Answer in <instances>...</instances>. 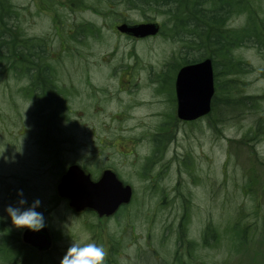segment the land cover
I'll use <instances>...</instances> for the list:
<instances>
[{"label": "rangeland", "instance_id": "obj_1", "mask_svg": "<svg viewBox=\"0 0 264 264\" xmlns=\"http://www.w3.org/2000/svg\"><path fill=\"white\" fill-rule=\"evenodd\" d=\"M6 1L27 35L46 40L47 63L66 85L67 111L58 120H43L26 91L19 92L25 84L9 69L0 72V150L8 157H0V214L19 188L29 201L39 196L46 227L63 232L55 233L63 254L71 241H95L106 250L104 264H154L156 249L158 264H264V186L241 175L253 155L264 161V53L249 46L253 43L236 49L233 41L232 47L212 48L216 114L190 125L175 117L171 104L174 75L186 55L180 52L185 42L178 40L183 36L173 31L192 18L187 0H173L168 11L159 5L164 0H158V9L157 2L144 3L149 0ZM205 2L207 10L229 0ZM225 9L227 38H235L237 29L244 36L254 33L264 50V0H234ZM146 20H157L162 30L152 41L121 37L115 27ZM239 57L248 65L236 73L230 68L227 75V65L237 70ZM156 65L154 121L147 115L157 107L147 104L155 100L147 77ZM257 120L261 127L252 140ZM157 128L160 142L162 134L168 137L158 167L143 172L148 148L137 139ZM128 141L133 142L125 150ZM78 146H90L100 157L90 161ZM71 161L94 175L112 167L132 187L131 203L107 219L69 211L55 187ZM21 229L10 219L0 221V241H11Z\"/></svg>", "mask_w": 264, "mask_h": 264}, {"label": "flooded vegetation", "instance_id": "obj_2", "mask_svg": "<svg viewBox=\"0 0 264 264\" xmlns=\"http://www.w3.org/2000/svg\"><path fill=\"white\" fill-rule=\"evenodd\" d=\"M205 1L206 0H191L189 2L188 7L192 15V18L190 17L189 20L191 24H194L197 20L201 21L202 23H205V19L208 21L207 17H209V15L211 17V13L213 12L212 9L208 8L206 10L203 6H201V4L203 5L206 3ZM156 2L158 9V0H156ZM235 2L238 3L240 2V0H235ZM5 3H7V5H5ZM197 5H199V7ZM10 7H11L10 4L6 0H0V72L9 69L12 72L15 81H20L25 84V86L22 88L23 90L20 89L19 92L24 94L26 91L27 99L36 104L35 112L38 117L47 121L58 120L60 117H64L67 111V106L65 104L66 85L57 76H55V71L53 70V67L47 63L48 49H47L46 40L44 38H38L35 36L27 35L25 30L21 29L20 26L18 25V20L16 18L17 13L15 9L14 8L10 9ZM215 9H217L216 13H214L215 17L220 16V24H221V26L218 27V29H215L213 33L214 40L215 42H217V44H215L216 47H214L215 50L218 49L221 50L223 47H227V48L232 47L233 44L236 49H239L240 47H242V45L246 46L249 45L250 43H253L249 46H252L253 48L255 47L256 51L261 55H263L264 50L262 48L257 47V44L261 42H259L258 39L255 40V38L258 36L255 37L254 34H252V36H249L248 39H246L247 42L244 43L243 34L241 33L240 29H237L234 30L237 31L235 38L228 41L227 40L228 29L225 27L227 23L225 21L227 18L226 11L225 10L223 11V7H219ZM224 12H225V16H224ZM146 22H153L157 24L159 29L157 30V33L155 35H148L145 37H134L126 33H122L119 31L117 32L121 37L133 41L134 40L152 41L151 39L158 37V34L162 32L160 28V24L158 23L157 20H146L141 22L126 21V22H121L116 26L122 23L135 24V23H146ZM202 26H205V24H203ZM175 35L183 36L180 37L178 40L185 42L186 46L184 49L180 50V52L186 54L185 55L186 58L189 59V61H183L182 65H180L178 69L183 65L192 64L197 61H201L204 58L210 57V41H211L210 27L208 28V30L203 31L202 38L201 40L198 39L197 46H195L193 27L191 28V31L190 33L187 34V36L182 31L179 34L176 33ZM3 50H6V53H2ZM195 54H198L199 57L197 58L193 56ZM4 55L8 56V58H4L3 57ZM9 58L10 61L8 62ZM243 65L247 66L248 64L244 63L242 58L239 57L236 63L237 69H241ZM178 69L176 71H178ZM155 70H156V74H154ZM147 79H149L150 84H152L151 85L152 94L150 95L151 97L150 99H155V100H151L147 104L154 109L155 106H157L155 112L147 115L150 116V119L155 121V118H158V65L153 66L152 71L151 69H149ZM171 104H172V113L174 112V115L177 118L174 79L172 83ZM224 107L225 106L222 104V106L220 107L221 110ZM212 111L214 112V114H216V109L213 106V98L210 102V109L208 113L205 114L204 116L198 117L197 119L191 121H184L178 118L177 119L186 124L192 125L199 121L208 119ZM172 113L170 115H173ZM258 122L259 120L256 121L255 126L257 127V129L253 130V135H252L253 137L249 139L253 140L256 136L259 135L258 129L261 126ZM263 136L264 135H260V138L262 139ZM161 137L164 140L160 142V140L158 139V128L149 129L143 135L138 137L137 142H139L142 146H145L146 144L148 148V155L146 156L144 162L141 165V169L143 172L145 171L146 167H151L153 164L156 167H158V154L161 153L162 147L165 145V140L167 139L168 135L162 134ZM132 142L133 141L126 142L125 150L129 147V145ZM78 147L87 150L84 151V153L86 156L88 154L90 161H92L94 158L100 157L99 154L95 155V152L92 150V147L90 146H78ZM47 149H50V147L48 146ZM113 149H114V153L121 155V152L115 150L114 146ZM135 150L136 147L134 146V151ZM250 152L252 153L253 151L251 150ZM126 156L128 157L127 159L130 161L134 159V156H130L129 154H126ZM189 156L190 155H187V157ZM252 158H253L252 161L250 160L246 164V166L242 167L243 168V172L241 174L242 178L244 180L260 183L259 184L260 186L261 185L264 186V161H261L258 155H253ZM69 165L78 166L86 175L90 176V179L92 181L98 180L102 172L105 170H110L114 172L116 176L119 178L118 174L114 171L112 167H103L102 170H99L94 175V173L89 171L87 167L83 165V163H80L78 161H73V162L71 161L68 165H66L63 173L66 171V168ZM97 170L98 169H96V171ZM119 179L122 180L121 178ZM148 180L150 183H153V180L151 178ZM132 196H133V192H132ZM57 197L63 200L64 202H67V205L69 207L68 210L72 211L77 216L84 215L86 212H91V214L95 215V218L97 217L98 219H107L113 217V215L98 217L96 213H94L91 209L88 208H84L83 210L78 212L74 211L68 204L69 201L68 198L61 197L59 195H57ZM3 227L7 228V230L8 228L9 230H12L10 227L6 225H4ZM25 231H31L36 236H40L39 234L44 235L46 239L43 237V240L39 241V244L41 243L45 244L47 241L48 245L41 248L37 245H32L28 242H25L23 240V233ZM6 232L7 231L4 229V233ZM14 232L15 231H13L12 233ZM55 233L60 235L63 234V232L48 229L46 226L39 231H32L27 228H22L20 231L17 230V232L13 235L12 237L13 239L11 241H8V237H5L2 239V241H0V262H2L3 264H31L32 262L36 261L40 264H60V259L62 257L63 252L61 251V247L56 243L58 236H56ZM153 255L155 260L154 264H158V249H156L155 251L153 250Z\"/></svg>", "mask_w": 264, "mask_h": 264}, {"label": "water", "instance_id": "obj_3", "mask_svg": "<svg viewBox=\"0 0 264 264\" xmlns=\"http://www.w3.org/2000/svg\"><path fill=\"white\" fill-rule=\"evenodd\" d=\"M116 29L134 37H145L156 34L158 26L153 22L122 23ZM174 88L179 119L194 120L207 114L214 92L211 60L206 58L182 66L176 73ZM57 192L59 196L69 199L68 204L75 211L89 208L100 217L112 215L121 205L128 204L132 193L130 186L123 185L112 171L105 170L98 180L92 181L76 165H70L61 176ZM41 236L25 231L23 238L32 245L44 247L46 243L39 244Z\"/></svg>", "mask_w": 264, "mask_h": 264}, {"label": "clouds", "instance_id": "obj_4", "mask_svg": "<svg viewBox=\"0 0 264 264\" xmlns=\"http://www.w3.org/2000/svg\"><path fill=\"white\" fill-rule=\"evenodd\" d=\"M5 148L0 150V157L8 159L4 155ZM43 204L39 196L29 201L22 188L16 190V199L8 203L0 214V221L10 219L11 224L17 228H27L39 231L46 226V218L40 210ZM2 235V233H0ZM107 253L102 244L95 241L82 242L71 241L60 259V264H104Z\"/></svg>", "mask_w": 264, "mask_h": 264}, {"label": "trees", "instance_id": "obj_5", "mask_svg": "<svg viewBox=\"0 0 264 264\" xmlns=\"http://www.w3.org/2000/svg\"><path fill=\"white\" fill-rule=\"evenodd\" d=\"M191 0H187V2H186V6H188L189 5V2H190ZM155 2H156V0H152L151 2H150V0H149V2L148 1H144V3L145 4H155ZM172 3H173V0H164L163 2L161 1L160 3H159V5H160V7L161 6H167V7H165L164 8V10H166V11H168V10H171V8H170V6H168V4H170V5H172ZM148 4V5H149ZM157 5V4H156ZM186 8V10H189L190 11V9H189V7H185ZM197 9H198V7H197ZM214 13H216V11H213L212 13H211V17H210V15H209V17H207V19H208V21L205 19V23H202L201 21H199V20H197L194 24H191L190 22H188V23H186L185 25L184 24H182V23H185V22H187V18H186V20L185 21H183V22H180L181 24L180 25H177V24H175V28H174V31H173V33H177V34H179L181 31L187 36V34L188 33H190V31H191V28L193 27V30H194V38H195V46H197V42H198V39H200L201 40V36H202V34H203V31H206V30H208V28L210 27V30L212 31V33H210V35H211V41H210V50H212V48H214V47H216V45L215 44H217V42H215V40H214V35H213V33H214V30L215 29H218V27H220L221 26V24H220V16H216L215 17V14ZM186 14H188V13H186ZM199 16V15H198ZM203 24H205V26H202ZM251 23H249L248 24V26L250 25ZM247 26V27H248ZM258 31V30H257ZM250 34H254V33H249V34H247V35H245L246 37H247V39H248V37H249V35ZM254 35H257V34H254ZM258 39V37H256L255 38V40H257ZM243 42L244 43H246L247 41H245V40H243ZM2 53H6V50H3V52ZM4 58H8V56H3ZM10 61V58L8 59V62ZM183 61H189V59H187L186 58V56H183ZM229 63L230 64H233V61H232V59L231 60H229ZM230 68H233L234 69V71H235V73L238 71V70H235V68L234 67H232L231 65H227V75H231V74H229V73H231L233 70H231ZM241 70H244L243 68L241 69ZM230 93V92H229ZM229 93H228V91H226V95L224 94V97H225V99L227 100L226 101V103L225 104H228L230 101H231V96H229ZM230 97V98H229ZM237 100V99H236ZM242 100L243 101H245V100H248V97H244V98H242ZM238 101V100H237ZM230 107V106H229Z\"/></svg>", "mask_w": 264, "mask_h": 264}]
</instances>
